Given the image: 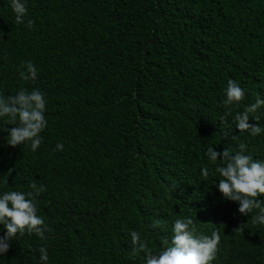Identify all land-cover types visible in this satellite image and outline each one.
Listing matches in <instances>:
<instances>
[{
  "label": "trees",
  "instance_id": "trees-1",
  "mask_svg": "<svg viewBox=\"0 0 264 264\" xmlns=\"http://www.w3.org/2000/svg\"><path fill=\"white\" fill-rule=\"evenodd\" d=\"M11 2L0 0V94L39 89L48 124L32 151L30 142L7 144L4 128L15 125L0 118V195L45 186L35 203L51 231L18 233L0 264H43L41 247L46 264H146L131 231L159 252L174 220L188 217L197 235L221 236L210 264H264L259 209L242 215L223 198V162L206 155L244 143L264 161V131L252 136L233 122L264 100V0H22V24ZM26 61L34 82L20 78ZM229 80L246 93L224 119ZM249 123L264 129V105ZM155 220L161 228L150 227Z\"/></svg>",
  "mask_w": 264,
  "mask_h": 264
},
{
  "label": "clouds",
  "instance_id": "clouds-1",
  "mask_svg": "<svg viewBox=\"0 0 264 264\" xmlns=\"http://www.w3.org/2000/svg\"><path fill=\"white\" fill-rule=\"evenodd\" d=\"M11 8L15 13V24L24 23V17L28 13L26 3L22 0H12ZM34 21L29 19L27 27L31 28ZM22 80L35 81L38 70L31 61H26L24 70L19 73ZM246 90L239 82L229 80L225 89L226 99L223 105L227 108L224 119L232 116L231 107L234 103H240L245 98ZM45 94L39 89L21 88L14 95L0 94V118L7 117V123L15 125L11 128H4L8 132L7 144L16 147L30 142L31 150L36 151L43 142L40 135L47 127L48 121L45 118L46 111ZM264 100L257 98L254 104L248 105L242 112H237L233 116V122L240 132H249L252 136L259 135L264 129L259 124L249 123L250 114L255 113ZM259 121V117L255 118ZM227 133L225 136L227 137ZM63 143H58L56 149L62 151ZM247 145L239 144L238 150L224 148L223 152L214 150L212 146L207 148L206 155L210 162L216 164L218 160L223 163L217 165L215 173L219 176L217 184L218 190L224 199L238 202V211L242 215L253 213L259 209L257 215L252 216L254 223L264 224V205L259 199L264 194V161L254 160L252 155L245 154ZM222 157V158H221ZM12 169H9L8 175ZM201 174L207 178L209 169H201ZM8 175L5 176L4 183H8ZM32 191L27 193L20 191H8L0 195V224L6 228V233L0 236V253H7L10 249V242L17 234H35L45 239V233L51 229L45 224L43 218L37 215V205L35 197L44 192L45 186H37L32 181L29 186ZM153 229L162 227L160 220H155L150 225ZM236 230H244L241 224ZM171 245L164 247L159 252H153L146 239L141 234L133 230L130 233L132 251L136 254L144 253L146 264H210L216 257L221 236L217 230H213L211 235L196 234L194 220L188 218H177L172 227ZM167 245V241L165 242ZM40 260L43 264L48 261L46 248L39 249Z\"/></svg>",
  "mask_w": 264,
  "mask_h": 264
}]
</instances>
